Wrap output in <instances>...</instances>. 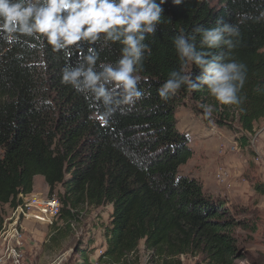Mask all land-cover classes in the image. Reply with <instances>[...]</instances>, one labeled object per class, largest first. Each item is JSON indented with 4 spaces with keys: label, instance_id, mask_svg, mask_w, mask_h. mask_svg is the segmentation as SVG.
<instances>
[{
    "label": "trees",
    "instance_id": "obj_1",
    "mask_svg": "<svg viewBox=\"0 0 264 264\" xmlns=\"http://www.w3.org/2000/svg\"><path fill=\"white\" fill-rule=\"evenodd\" d=\"M154 34L147 35L143 70L135 73L143 93L132 106H121L107 121L90 97L61 83L63 69L77 66L89 48L100 63L115 65L119 43L101 48L81 41L55 52L46 39L19 36L9 43L0 35V232L2 208L19 205L21 194H32L40 176L61 203L60 222L67 230L83 220L88 210L113 207L104 227L105 251L100 264H133L145 243L157 264H181L180 258L204 255L211 264H234L242 257L236 230L245 223L204 192L194 178L180 173L192 159L191 137L178 131L179 107L190 100L214 110L215 125L252 133L264 119V0H167ZM218 23L239 26V44L229 59L247 67L245 97L240 105H222L206 87H182L167 101L158 90L172 71L181 68L173 39L195 37L198 51L208 58L227 49L200 47L198 28ZM103 35V34H101ZM184 74L193 80L201 70L193 65ZM254 190L264 194L262 185ZM75 231V230H74ZM84 264L87 250L78 248Z\"/></svg>",
    "mask_w": 264,
    "mask_h": 264
},
{
    "label": "clouds",
    "instance_id": "obj_2",
    "mask_svg": "<svg viewBox=\"0 0 264 264\" xmlns=\"http://www.w3.org/2000/svg\"><path fill=\"white\" fill-rule=\"evenodd\" d=\"M173 2L180 5L184 0ZM165 3L167 0H0V35L9 43L19 36L43 37L55 52L81 41L92 45L102 41L101 48L119 43L121 57L115 65L100 63L97 71L99 54L89 48L90 54L77 66L65 67L61 78L62 84L95 101L101 109L100 118L107 121L118 108L132 106L143 96L135 73L143 70L145 53L150 51L145 40L156 32ZM196 31L201 48H225L227 53L208 58V53L197 50L194 36L177 35L173 44L181 68L170 72L158 90L159 97L167 101L184 86L191 90L206 87L219 104L240 105L245 99L239 93L247 67L228 56L240 42L239 26L218 23ZM193 64L201 70L195 80L184 74ZM255 91L264 92V87ZM210 115L211 109L205 106V116Z\"/></svg>",
    "mask_w": 264,
    "mask_h": 264
},
{
    "label": "rangeland",
    "instance_id": "obj_3",
    "mask_svg": "<svg viewBox=\"0 0 264 264\" xmlns=\"http://www.w3.org/2000/svg\"><path fill=\"white\" fill-rule=\"evenodd\" d=\"M209 1L214 6L219 2ZM205 106L186 100L178 109V131L191 137L190 148L194 151L192 159L180 173L199 181L207 196L227 203L229 211L245 223L236 230L242 257L234 264H264V194L254 190L255 185L264 187V119L255 124L252 133L240 131L236 124L234 129L219 128L215 125L214 110L208 106L211 115L205 116ZM46 185L43 184L42 191L35 194L42 195ZM46 189L48 192L44 195L49 196L48 187ZM61 192L58 188L55 194ZM2 212L5 221L11 208L4 207ZM112 213L110 205L88 210L83 220L75 225V231L71 229L70 232L60 221L52 226L25 222V245L28 236L34 250L41 243L39 254L50 258L45 264H84L77 252L80 247L87 250L91 264H100L98 259L106 245L103 231L110 223ZM35 231L38 238L33 237ZM44 240L48 243L44 244ZM25 259L27 263L28 257ZM180 260L181 264H211L204 255L182 256ZM130 261L133 264H157L152 261L144 242Z\"/></svg>",
    "mask_w": 264,
    "mask_h": 264
},
{
    "label": "built area",
    "instance_id": "obj_4",
    "mask_svg": "<svg viewBox=\"0 0 264 264\" xmlns=\"http://www.w3.org/2000/svg\"><path fill=\"white\" fill-rule=\"evenodd\" d=\"M18 199L21 204L11 209L0 232V264H27L23 223L52 226L61 214L57 195H20Z\"/></svg>",
    "mask_w": 264,
    "mask_h": 264
},
{
    "label": "crops",
    "instance_id": "obj_5",
    "mask_svg": "<svg viewBox=\"0 0 264 264\" xmlns=\"http://www.w3.org/2000/svg\"><path fill=\"white\" fill-rule=\"evenodd\" d=\"M43 184L46 185L45 180L42 177H40V176L36 177L35 181H34L33 193H40L42 191V189H43ZM46 187H48V186L46 185ZM46 187H45V190L43 191V194H45V192H48V191H46L47 190ZM7 207L8 206H6V208ZM29 223H28V225L35 224V223H32V222H29ZM33 237L38 238L37 234H36V231H35ZM30 239H31V237L28 236V241H27V243L25 245V247H26L25 252L27 254L26 256L28 257L27 260H29V261H27V264H45L46 261L48 259H50V258L48 256H46V257L43 256L42 257L41 254H39L40 253V245H41V243L37 244V249L34 250V247H32L33 244L29 243ZM43 243L46 244V243H48V241L44 240ZM43 261H44V263H42Z\"/></svg>",
    "mask_w": 264,
    "mask_h": 264
},
{
    "label": "bare ground",
    "instance_id": "obj_6",
    "mask_svg": "<svg viewBox=\"0 0 264 264\" xmlns=\"http://www.w3.org/2000/svg\"><path fill=\"white\" fill-rule=\"evenodd\" d=\"M21 195H24V194H21ZM28 195H35V193H32V194H28ZM42 195H44V194H42ZM24 196H27V195H24ZM45 196H48V194L47 195H45ZM19 198V197H18ZM21 203L19 202V205H20ZM61 215V214H60ZM60 218V217H59ZM59 221V219L56 221V222H58ZM32 222V221H31ZM34 223V222H33ZM36 224V223H35ZM56 224V223H55Z\"/></svg>",
    "mask_w": 264,
    "mask_h": 264
}]
</instances>
